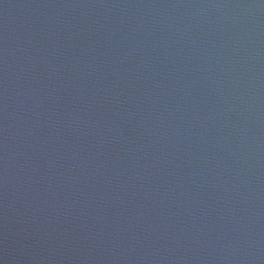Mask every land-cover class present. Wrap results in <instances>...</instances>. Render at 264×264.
Masks as SVG:
<instances>
[{"label": "water", "instance_id": "water-1", "mask_svg": "<svg viewBox=\"0 0 264 264\" xmlns=\"http://www.w3.org/2000/svg\"><path fill=\"white\" fill-rule=\"evenodd\" d=\"M0 264H264V0H0Z\"/></svg>", "mask_w": 264, "mask_h": 264}]
</instances>
